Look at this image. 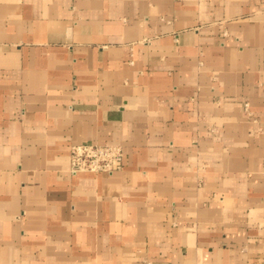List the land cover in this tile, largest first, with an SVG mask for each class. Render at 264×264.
<instances>
[{"label": "crops", "instance_id": "obj_1", "mask_svg": "<svg viewBox=\"0 0 264 264\" xmlns=\"http://www.w3.org/2000/svg\"><path fill=\"white\" fill-rule=\"evenodd\" d=\"M0 264H264V0H0Z\"/></svg>", "mask_w": 264, "mask_h": 264}, {"label": "built area", "instance_id": "obj_2", "mask_svg": "<svg viewBox=\"0 0 264 264\" xmlns=\"http://www.w3.org/2000/svg\"><path fill=\"white\" fill-rule=\"evenodd\" d=\"M248 103L245 109L248 111ZM70 171L74 174L82 172L113 173L123 169L125 150L118 142L104 143L84 142L71 146Z\"/></svg>", "mask_w": 264, "mask_h": 264}]
</instances>
